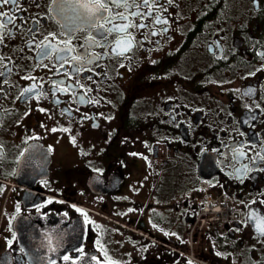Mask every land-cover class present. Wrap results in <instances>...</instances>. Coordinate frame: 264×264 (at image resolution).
<instances>
[{
  "label": "flooded vegetation",
  "instance_id": "flooded-vegetation-1",
  "mask_svg": "<svg viewBox=\"0 0 264 264\" xmlns=\"http://www.w3.org/2000/svg\"><path fill=\"white\" fill-rule=\"evenodd\" d=\"M159 3L167 24L124 55L108 36L76 73L36 47L69 39L57 5L21 0L0 45V264H264V0ZM76 26L73 55L100 39ZM224 192L241 218L205 221Z\"/></svg>",
  "mask_w": 264,
  "mask_h": 264
},
{
  "label": "snow or ice",
  "instance_id": "snow-or-ice-1",
  "mask_svg": "<svg viewBox=\"0 0 264 264\" xmlns=\"http://www.w3.org/2000/svg\"><path fill=\"white\" fill-rule=\"evenodd\" d=\"M52 3L57 5L55 9L57 14L65 20L63 27L66 33L69 34V39L59 41V43L64 45L63 47H59V44L51 42V40H56V34L49 33L36 47L39 49L42 59L48 58L55 53L57 62L61 68L69 60L75 61L73 72L76 73L80 71L81 67L93 63L99 57L100 54L90 52L89 48L103 47V41H107L108 36L116 35L115 47L112 51L117 55H124L134 46L135 36L131 30H143L149 27V24L145 23V21H151L156 25L168 23L166 19H162L158 14L160 11H166L163 4L159 3V0H52ZM167 3L171 4L172 0H167ZM5 5L11 6L10 11H3ZM17 11H26L21 7V0H0V45H3L6 38L10 39L13 36L14 30L23 28L27 23L28 18L16 15ZM68 13H73V15H69ZM17 20L20 23H17ZM78 20L87 22L91 28L97 29V35L100 39L98 40L96 35L90 34L88 37L89 46L84 47L82 52L73 55L76 49L71 43L70 34L78 30V26L73 27ZM163 30L166 31L167 29ZM26 31L30 35H34L35 32L33 28H27ZM140 34L144 35L143 32ZM156 34V32H152V35ZM49 37H51V40H49ZM28 43L30 44L31 41H28ZM3 59L4 57L0 56V62ZM2 75L4 73H0V76ZM25 78L35 79V77ZM62 85L63 81L53 82V88L56 91L67 92L69 89L62 87ZM36 87V85H33L30 88L24 89L21 95L32 93ZM251 91L249 89L245 95H250ZM64 130L67 131V129ZM241 155H243L242 152ZM258 156L261 161H264V156H260L259 154ZM249 218L253 217L250 216ZM257 229L261 235H264V225L257 224ZM63 259L67 261L70 257L65 255ZM92 259L97 260V257L93 256ZM97 264H112V262L97 260ZM188 264H192V262L189 261Z\"/></svg>",
  "mask_w": 264,
  "mask_h": 264
},
{
  "label": "built area",
  "instance_id": "built-area-1",
  "mask_svg": "<svg viewBox=\"0 0 264 264\" xmlns=\"http://www.w3.org/2000/svg\"><path fill=\"white\" fill-rule=\"evenodd\" d=\"M223 212H225L224 215H226L225 217H234L238 215V210L229 207L228 205L223 207Z\"/></svg>",
  "mask_w": 264,
  "mask_h": 264
}]
</instances>
